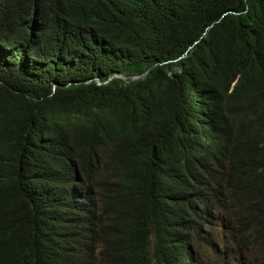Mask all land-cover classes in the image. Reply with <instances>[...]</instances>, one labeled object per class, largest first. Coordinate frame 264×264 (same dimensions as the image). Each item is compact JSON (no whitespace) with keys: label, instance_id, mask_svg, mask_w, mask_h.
Returning <instances> with one entry per match:
<instances>
[{"label":"trees","instance_id":"obj_1","mask_svg":"<svg viewBox=\"0 0 264 264\" xmlns=\"http://www.w3.org/2000/svg\"><path fill=\"white\" fill-rule=\"evenodd\" d=\"M201 248L264 264V0H0V264Z\"/></svg>","mask_w":264,"mask_h":264},{"label":"rangeland","instance_id":"obj_2","mask_svg":"<svg viewBox=\"0 0 264 264\" xmlns=\"http://www.w3.org/2000/svg\"><path fill=\"white\" fill-rule=\"evenodd\" d=\"M98 82L100 81L98 80ZM195 253L199 261V264H218L219 263V261H217V257L213 255L212 251H210L209 249H206V248H201L200 250L197 249Z\"/></svg>","mask_w":264,"mask_h":264},{"label":"water","instance_id":"obj_3","mask_svg":"<svg viewBox=\"0 0 264 264\" xmlns=\"http://www.w3.org/2000/svg\"><path fill=\"white\" fill-rule=\"evenodd\" d=\"M116 76H118V77H121V78H124V79H127L128 77H126V76H124V75H116ZM138 76H130L129 78H131V79H135V78H137Z\"/></svg>","mask_w":264,"mask_h":264}]
</instances>
